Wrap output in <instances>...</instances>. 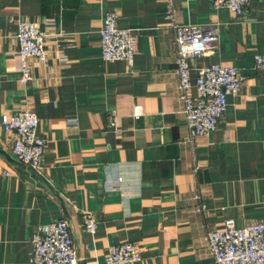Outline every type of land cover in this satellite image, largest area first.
Masks as SVG:
<instances>
[{
	"label": "crops",
	"instance_id": "0c3cea01",
	"mask_svg": "<svg viewBox=\"0 0 264 264\" xmlns=\"http://www.w3.org/2000/svg\"><path fill=\"white\" fill-rule=\"evenodd\" d=\"M170 9L181 25L217 29L216 49L188 61L192 82L212 64L243 76L216 130L193 142L177 99ZM107 11L136 35L130 67L101 58ZM21 19L47 35L46 59L29 60L24 84L15 56ZM255 54L264 55V0H250L240 16L208 0H0V120L32 110L46 140L41 176L0 153V264H26L37 226L59 219L76 264H106L107 249L122 242L136 245L134 264H215L206 230L264 220V72ZM13 138L0 124V150L11 158ZM87 214L93 235L82 227Z\"/></svg>",
	"mask_w": 264,
	"mask_h": 264
},
{
	"label": "built area",
	"instance_id": "2783aa9c",
	"mask_svg": "<svg viewBox=\"0 0 264 264\" xmlns=\"http://www.w3.org/2000/svg\"><path fill=\"white\" fill-rule=\"evenodd\" d=\"M196 1V0H186ZM214 9L225 7L240 16L250 0H208ZM170 28L174 32L176 49L177 99L182 104L189 141L198 136L207 135L216 130L224 119L227 109V96L237 94L242 86L243 76L234 66L212 64L199 68L192 82L190 77V59L200 58L215 50L218 41L217 29L208 26L181 25L174 19V11L169 10ZM118 15L107 11L100 25V49L104 62L121 61L127 66L133 63L137 39L132 29H122L117 25ZM46 33L26 19L18 22L15 39L19 82L31 79L30 59L43 63L46 59ZM254 69L264 72V55L255 54ZM194 88L196 95H191ZM141 107L134 106L133 118L141 116ZM0 124L5 132L14 134L11 144L12 158L36 175H42L43 155L46 140L37 134L38 120L32 110H22L1 116ZM108 127L117 130L116 119L109 117ZM8 175V173H5ZM196 201L195 211L201 213L206 206L198 193L193 195ZM82 227L93 235L96 221L87 214ZM207 248L215 264H264V220L253 222L243 228H236L233 220H225L223 230H206ZM141 260L135 244L122 242L107 249L106 264H134ZM74 241L68 223L64 219L39 225L31 239L26 264H76Z\"/></svg>",
	"mask_w": 264,
	"mask_h": 264
},
{
	"label": "water",
	"instance_id": "95a60500",
	"mask_svg": "<svg viewBox=\"0 0 264 264\" xmlns=\"http://www.w3.org/2000/svg\"><path fill=\"white\" fill-rule=\"evenodd\" d=\"M0 153L6 158L7 161H9L10 163L18 166V167H23V165H21L20 163H18L17 161L13 160L8 154H6L5 152L0 150Z\"/></svg>",
	"mask_w": 264,
	"mask_h": 264
}]
</instances>
